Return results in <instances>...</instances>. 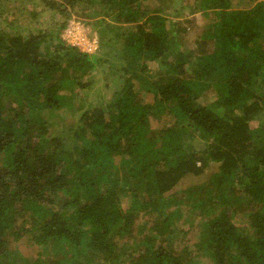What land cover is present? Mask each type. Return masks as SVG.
I'll list each match as a JSON object with an SVG mask.
<instances>
[{"label":"trees","instance_id":"trees-1","mask_svg":"<svg viewBox=\"0 0 264 264\" xmlns=\"http://www.w3.org/2000/svg\"><path fill=\"white\" fill-rule=\"evenodd\" d=\"M8 1L0 0V264H198L196 250L210 264H264V0L236 9L196 0L194 10L213 15L197 51L183 46L187 26L165 18L160 3L148 7L155 0H41L39 12L20 0L22 15L7 22ZM95 7L116 13L120 24L109 26L123 61L121 85L93 103L88 77L105 60L68 44L66 21L53 34L26 21L27 36L5 27L48 8L93 18ZM211 163L218 170L204 182L177 187ZM142 213L152 224L135 242ZM195 213L193 248L169 247L173 221ZM240 216L247 225L235 223Z\"/></svg>","mask_w":264,"mask_h":264},{"label":"rangeland","instance_id":"rangeland-1","mask_svg":"<svg viewBox=\"0 0 264 264\" xmlns=\"http://www.w3.org/2000/svg\"><path fill=\"white\" fill-rule=\"evenodd\" d=\"M33 1L36 3L35 6H33ZM48 1H55L61 2V0H48ZM157 3L155 5L149 4V8H153L160 3V7L164 8V16L167 19H177L179 21L180 26L185 27L187 26V32L185 34L184 40H183V46L187 50H193L197 51L200 50L197 48L195 39L199 38L201 31L205 26H207L211 18L213 17L212 14H204L202 10L197 11L198 9H193L194 5L196 3V0H155ZM8 8H11L6 15L4 16L6 18L7 22H10L14 20L16 17H20L22 15L21 9H22V2L20 0H9L8 1ZM25 5V4H24ZM41 4V0H32L29 4H27V8L29 10H35L39 12L43 6ZM151 5V6H150ZM246 5V0H232V8H241L242 6ZM197 7V3L195 5ZM95 12L97 13L96 16H92L93 18H90L88 16H77L72 12H68L66 15H61L59 12L55 10H51L48 8L49 11L47 12H42L38 17L34 19H26L22 17L19 19L18 22H16V28H14V23L13 26L6 25L5 30L10 32L11 34L15 33H21L24 36H27L29 34L28 28H26L27 24L24 23L23 21L28 22L27 27H31L34 31V33L39 32L38 28L40 26L43 27V29L47 33H52L53 32V26L56 25V23L61 24L59 22L66 21V26L63 29V32L61 33V37L64 39L67 38V30L70 29V27L77 28V39L73 40L75 42H78L80 45H82L83 50H90L87 51L89 54H94V57L96 56L99 59L105 60L100 62L99 61V66L97 65V68L94 69L93 71L90 72V76L88 79L92 80L95 84L94 89H92L89 92V95L86 97L87 101L90 102H97L98 100V95L106 93V96L109 97L111 94V91L113 89H117L122 83L119 80V75L121 73L118 71L121 67V62L123 60L116 59L115 57L117 54H114V41L118 42L116 45L120 47L119 42L122 41L115 37L114 31L110 28L109 24H116L119 25L120 23L117 20L116 13H113L111 15H106L103 10H100V8L95 7ZM14 10V11H13ZM13 11V12H12ZM100 12V13H98ZM177 12V13H176ZM176 13V14H175ZM86 15V14H84ZM70 16V17H69ZM26 17V16H25ZM3 19V16L1 17ZM22 21V22H21ZM88 21V23H87ZM97 21H102L101 23H97ZM95 23V24H94ZM2 25H5L2 23ZM131 24H129L130 26ZM21 27V28H20ZM57 27V26H56ZM127 27V26H126ZM132 28V25L130 26V29ZM22 32H21V30ZM53 34V33H52ZM102 35V39L101 38ZM115 38V39H113ZM94 39H97V49L94 50L95 48V43L93 42ZM104 40L102 43H100V40ZM54 42V41H53ZM69 44V43H68ZM86 44V46H84ZM75 45H77L75 43ZM209 45H207L208 47ZM43 45H41V48L43 49ZM80 51H82L78 45L76 46ZM206 48V46H205ZM110 50V51H109ZM51 54H54V47H52ZM111 55L113 58H111ZM111 62H114L116 65H112ZM118 69V70H117ZM116 71V72H115ZM161 70H157L155 73V78L159 76L162 72ZM58 76V70L55 69L53 73V77ZM96 82V83H95ZM96 90V91H95ZM95 92V93H94ZM98 92V93H97ZM212 95H210L211 97ZM85 97V96H83ZM106 97V98H107ZM146 99L151 100V95L148 93V95H145ZM42 97H40L41 99ZM209 99H207L206 102H208ZM72 115L69 112H65V120L67 121V126L65 128L70 127L72 124L71 121ZM161 122L154 121L152 124V128L160 127ZM62 125L58 124L53 126V129L58 132V129H60ZM53 130V131H54ZM55 132V131H54ZM218 163H211L209 167H207L204 171V173L201 176L194 177V178H184V181L182 182V185H178L177 187L181 188H187L188 186L197 184L199 182H204L211 173L215 172L218 170ZM177 190V189H173ZM186 214H189L188 212H185ZM192 218L189 219V221H186L183 223V219L179 220H174L173 225H175L174 228V234H172L169 238L168 245L169 247H176L178 250H181L183 247L188 246L189 249L193 248V243H196L197 241V235L199 234L201 228L200 224L202 219H200V216H197L196 213L191 216ZM150 218L149 214H140L138 217L135 216L134 223H133V229L134 227L139 226L144 227L145 231L140 232L139 229H134L133 234L135 235L134 241L137 242L141 239L146 234V229L151 226V221L145 225V222ZM150 220V219H149ZM235 223L238 225H247L248 221L247 218L244 217H239L235 220ZM189 229V231H188ZM125 241V240H124ZM128 242L131 244V246H134V242H131L128 240ZM19 244H22V241H19ZM35 252V249L33 250ZM195 253L197 254H192V259L196 262L198 260V264H210V260L207 256L202 255V251L196 250Z\"/></svg>","mask_w":264,"mask_h":264},{"label":"built area","instance_id":"built-area-1","mask_svg":"<svg viewBox=\"0 0 264 264\" xmlns=\"http://www.w3.org/2000/svg\"><path fill=\"white\" fill-rule=\"evenodd\" d=\"M76 31H77V28L76 27H74V28H72V27H70V29L69 30H67V38L65 39L64 38V40L67 42V43H69V44H71L72 46H77L78 45V47L82 50V51H85V52H87V51H90V50H83L81 47H82V45H80L78 42H75V41H73V40H76L77 39V33H76ZM94 43H95V48H94V50L95 49H97V46H98V44H97V39H94V41H93ZM75 43L77 44V45H75ZM84 46H86V44L84 45Z\"/></svg>","mask_w":264,"mask_h":264}]
</instances>
